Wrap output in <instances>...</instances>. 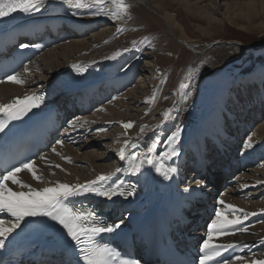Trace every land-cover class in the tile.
Masks as SVG:
<instances>
[{
  "label": "bare ground",
  "instance_id": "1",
  "mask_svg": "<svg viewBox=\"0 0 264 264\" xmlns=\"http://www.w3.org/2000/svg\"><path fill=\"white\" fill-rule=\"evenodd\" d=\"M125 3L130 7L127 12H120V19L113 18L116 8L111 4L98 7L86 0V7L77 8L67 0H45L37 12L20 13L0 21V40L13 41L22 34L42 33L44 28L54 31L46 35L45 41L31 44L41 48V53L17 73L23 83L8 79L0 82V103L35 95L57 83L66 84V91L55 108L61 107L62 102L79 103L84 92L89 94L91 102L99 104L89 114L76 115L72 121L78 123L75 128L68 125L66 136L60 140L63 144L56 143L33 160L41 180L34 179L27 169L17 173L18 179L39 190L56 181L84 184L96 180L100 174H108L109 178L98 181L97 186L104 183L102 188H107L122 182L126 194L117 197L131 212L129 220L120 224L125 230L134 223L140 224V230H148L151 217L147 212L158 200L171 216L177 212L172 216L174 220L184 213L198 214L192 210L196 205L201 206L197 202L201 197L206 208L215 205L229 219L234 214L227 205L233 204L244 209L248 219L243 220L236 213L243 223L232 226L226 235L213 233L211 243L234 245L231 250L236 251V257L244 259L235 257L230 264L264 260V211H261L264 209V68L242 74L216 94L213 108L206 113L201 110L198 118L192 117L193 101L202 79L231 55L215 51L217 47L212 49L211 42L190 36L173 11L176 7L185 18H199L208 26L225 23L240 26L238 19L247 20L241 28L255 25L252 19L258 15L261 18L258 27L263 28L264 0H125ZM95 11L100 14L93 15ZM60 24L68 33L59 30ZM198 29L202 34L210 32L204 25ZM239 49L244 53L246 48L239 46ZM175 51L180 55L176 54L170 66H165ZM73 65L89 66L91 72L74 82L73 77L79 71ZM166 111L168 117L164 116ZM121 121H132L134 126L126 130ZM145 125L141 134L140 127ZM177 127L181 135L175 147L180 154L169 159L163 154L172 146L168 137ZM125 139L135 144L126 149L128 158L139 153L141 157L150 156L154 163L145 164L140 173L130 172L128 159L121 160L118 154ZM232 159L238 166H232ZM258 160L262 162L256 165ZM202 161L210 163L213 179L217 180L221 175L218 170L227 166V170L240 173L238 183L230 187L218 185L217 189L221 188L223 193L219 197L215 191L206 194L197 178ZM172 167L177 172L165 178L162 171ZM157 168L162 171L158 172ZM8 183L14 191L21 190L18 185ZM250 186L257 188L251 190ZM220 200L225 203L220 204ZM13 220L14 217L3 221L5 226H10ZM243 228L248 231H242ZM205 236L208 239V234Z\"/></svg>",
  "mask_w": 264,
  "mask_h": 264
},
{
  "label": "snow or ice",
  "instance_id": "2",
  "mask_svg": "<svg viewBox=\"0 0 264 264\" xmlns=\"http://www.w3.org/2000/svg\"><path fill=\"white\" fill-rule=\"evenodd\" d=\"M69 3H74L77 8H84L87 6L86 0H67ZM45 0H0V17H6L10 14L20 11L23 13H33L40 10L44 5ZM90 3L98 7H103L106 4L114 5L116 11L113 12L114 19H120V12H127L130 5L125 3V0H90ZM93 15L100 14L99 11L92 13ZM122 30V29H121ZM21 47H27V45H21ZM128 49H125L127 51ZM118 54V53H117ZM77 68V71H84L83 68L73 65ZM9 81L15 83H23L17 75H10L7 77ZM184 87V85H181ZM42 97L32 95L25 96L23 99L16 97L10 103H0V113L6 115V120H0V132H4L8 126L9 121L20 119L27 112L31 111L32 108L38 107L39 103L42 101ZM149 100L154 101L155 97H149ZM165 117L169 116V111L164 113ZM78 121H70V127L75 128ZM124 129H130L134 126V122H120ZM147 126L140 127V133L145 131ZM98 131H105V129H98ZM126 134V133H125ZM181 135V129L179 127L168 137L170 142V148L163 155L169 159L172 157L179 156V149L175 147L178 144ZM58 144H63V141H57ZM117 143H120L117 141ZM131 146L135 147L130 140L125 139L122 146L118 150V154L121 160L128 159L129 171L133 174L140 173L145 164L152 165L154 163L153 159L144 155L141 157L139 153H134L130 158L126 156V149ZM248 146L251 147V139H249ZM53 152L56 151L55 148L52 149ZM65 159H69L65 157ZM35 161L29 160L26 163H20L19 166H13L12 168L6 170L3 174H0V213H9L14 220L11 222L10 226H5V222L0 220V248L5 247V240L8 238L15 229L20 227L21 221L26 217H36L44 216L49 217L52 221L62 226L66 230L67 235L75 242L76 246L80 248L83 259L87 264H140L139 260L131 258H119L118 254L107 245L97 244L92 240L93 234L112 232L114 228H119L120 223L114 225V227H88L87 221H89L96 214L94 211H80L75 210L73 207H69L66 201L71 197L81 196L86 193H92L97 196L105 197L111 200L113 197L120 195H125V190L123 189L122 182L120 184H115L107 188H101L97 186L98 181H105L109 178L108 174H100L97 176L96 180L88 181L84 184H68L56 181L51 186H46L40 188L39 190L33 188L30 184H26L17 177V173L24 169L31 172L32 176L36 180H41L42 177L37 175L34 169ZM60 167V165H56ZM158 172L162 171L161 168L156 169ZM116 171H120L117 169ZM177 169L175 167L169 168L162 171L165 178H170L169 173H176ZM11 182L14 185H18L21 190L14 191L12 187H9ZM200 185H198L199 187ZM27 188V191L23 189ZM188 191V189H185ZM127 194L132 195L133 192H128ZM220 204H224L223 200L219 201ZM228 209L233 212V217L229 219L224 215L222 211L216 212V219L212 221L209 225L208 239L203 242L204 255L200 257V264H207L208 261L215 260L216 257L221 256V249L231 248L234 245H217L211 243L213 233L217 235L228 234V227L234 225H241L243 220L248 219V213L244 209L238 208L236 205L228 204ZM264 211V209H261ZM240 213L243 216V220L240 215H235ZM255 215V213H253ZM242 231H248L247 228H243ZM237 260H243V257H236ZM224 264H229L228 261H224ZM251 264H264V260L254 259Z\"/></svg>",
  "mask_w": 264,
  "mask_h": 264
},
{
  "label": "rangeland",
  "instance_id": "3",
  "mask_svg": "<svg viewBox=\"0 0 264 264\" xmlns=\"http://www.w3.org/2000/svg\"><path fill=\"white\" fill-rule=\"evenodd\" d=\"M173 11L179 16L180 21L182 22L190 36L200 41L211 43H214L216 41H224L222 43H216L215 46L210 45V47H212V49L213 47H217L214 49L215 51L219 50V52L221 51L222 53H230L231 55V58L220 63L219 67L215 68V70L210 75H208V77L202 79L198 89L199 93L193 101V112L191 114L192 117L198 118L201 110H205L204 112L206 113L208 109L214 107L217 95L227 89L231 82L236 81L239 77H241L242 74H249L258 69L264 68V49L249 50L245 47L246 49H244V53H240L241 51H238L240 49L237 44H231L227 42L238 41L240 43H243L244 45L264 44V26L263 28L258 27L261 20L260 16L258 15L257 17L252 19V22L254 21L255 25L241 28V25H245L248 23L247 20L238 19L237 22L240 24V26L235 23H232V25H228L225 23L223 25L213 24L208 26L207 24H205V21L203 22L199 18L198 20L191 17L185 18L186 16H184L182 12L178 11L176 7L175 9H173ZM201 25H204V27H206L210 31L209 34H202V32L198 29V26ZM176 54L177 56L180 55L178 51H175L172 56L173 58H171L167 62L168 64H165V66H170L169 64L173 62V60H175ZM164 56H169V54H165ZM187 58H189V55ZM185 66L186 61L183 67ZM113 96L116 95L114 94ZM219 143L221 144L222 142ZM101 151L103 153H106V150L104 149H101ZM260 162H262V160H258L256 165H258V163ZM248 188H251V190H253L257 187L250 186ZM218 190L220 191V193L216 192V194L219 197L223 193L221 194V188H219Z\"/></svg>",
  "mask_w": 264,
  "mask_h": 264
},
{
  "label": "water",
  "instance_id": "4",
  "mask_svg": "<svg viewBox=\"0 0 264 264\" xmlns=\"http://www.w3.org/2000/svg\"><path fill=\"white\" fill-rule=\"evenodd\" d=\"M222 42H224V41H216V42L212 43L211 46H215L216 43H222ZM227 42L231 43V44H237L238 46H241V47H246L249 50H260V49L264 48V44H261V45H244L243 43H240L238 41H227Z\"/></svg>",
  "mask_w": 264,
  "mask_h": 264
}]
</instances>
